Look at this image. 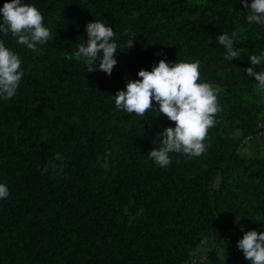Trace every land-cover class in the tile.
<instances>
[{"label": "trees", "instance_id": "1", "mask_svg": "<svg viewBox=\"0 0 264 264\" xmlns=\"http://www.w3.org/2000/svg\"><path fill=\"white\" fill-rule=\"evenodd\" d=\"M26 2L53 39L33 52L0 33L24 68L16 96L0 100V182L9 188L0 199V264H187L206 239L214 247L200 264H249L236 242L241 225L264 231V157L241 146L264 131V103L244 70L264 47V26L247 23L239 0ZM93 19L119 37L111 75L72 55ZM232 30L241 56L230 62L216 36ZM165 54L200 60L222 110L203 154L171 153L162 168L147 153L175 122L118 110L112 94ZM57 152L63 171H43Z\"/></svg>", "mask_w": 264, "mask_h": 264}, {"label": "clouds", "instance_id": "2", "mask_svg": "<svg viewBox=\"0 0 264 264\" xmlns=\"http://www.w3.org/2000/svg\"><path fill=\"white\" fill-rule=\"evenodd\" d=\"M239 2L244 7L247 23L264 26V0ZM85 30L87 39L83 38L72 55L85 64L87 71L102 70L111 75L117 64L114 53L119 49V37L104 20L88 21ZM0 33H10L18 44L33 52L53 39L52 30L44 23L41 10L26 0H4L0 6ZM125 34L129 35L125 45H131L133 34ZM237 35L232 30L230 33L219 32L216 36L224 50L223 58L230 62L232 58L241 56V48L234 47ZM247 56L251 66L244 71L255 77L258 102L264 103V47ZM23 75L20 55L0 39V100L16 96ZM136 75L138 78H127L125 86L112 94L115 108L144 118L150 113H163L175 122L157 133L159 146L155 145L147 156L155 165L166 168L172 163L171 153L183 154L188 159L203 154L207 150L205 139L208 129L215 125L216 114L222 108L218 102L219 87L201 78L200 60L177 58L169 61L165 54L152 64L150 70L141 68ZM63 161L62 153L57 152L43 171L51 168L60 174ZM8 196V186L0 182V199ZM241 231L242 236L236 246L242 250L249 264H264V231L244 230L243 225Z\"/></svg>", "mask_w": 264, "mask_h": 264}, {"label": "rangeland", "instance_id": "3", "mask_svg": "<svg viewBox=\"0 0 264 264\" xmlns=\"http://www.w3.org/2000/svg\"><path fill=\"white\" fill-rule=\"evenodd\" d=\"M247 145V147H245L244 149L242 148L241 150L243 155L264 157V144H261L262 148L260 149V152H253L252 147L254 143L252 141H248ZM213 247V240L206 239L204 242H202L198 250L193 254L191 260L187 264H200L207 257Z\"/></svg>", "mask_w": 264, "mask_h": 264}, {"label": "crops", "instance_id": "4", "mask_svg": "<svg viewBox=\"0 0 264 264\" xmlns=\"http://www.w3.org/2000/svg\"><path fill=\"white\" fill-rule=\"evenodd\" d=\"M260 123L261 125L264 127V116L261 117L260 119ZM248 141H252L254 143L253 145V152H260V149L262 148L261 144H264V131L256 134V135H253L251 137H248L244 143L242 144L241 146V150L242 148L244 149L245 147H247V143Z\"/></svg>", "mask_w": 264, "mask_h": 264}]
</instances>
